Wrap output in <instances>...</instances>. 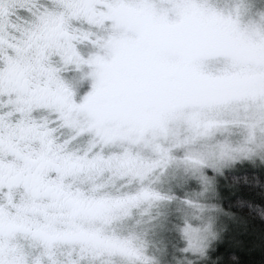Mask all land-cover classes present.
<instances>
[{
	"label": "snow or ice",
	"instance_id": "1",
	"mask_svg": "<svg viewBox=\"0 0 264 264\" xmlns=\"http://www.w3.org/2000/svg\"><path fill=\"white\" fill-rule=\"evenodd\" d=\"M256 252L264 0H0V264Z\"/></svg>",
	"mask_w": 264,
	"mask_h": 264
},
{
	"label": "trees",
	"instance_id": "2",
	"mask_svg": "<svg viewBox=\"0 0 264 264\" xmlns=\"http://www.w3.org/2000/svg\"><path fill=\"white\" fill-rule=\"evenodd\" d=\"M255 224H256L257 228L260 227V221L259 220L255 221ZM234 235L238 239H245V237L243 235H241L239 232L234 233ZM227 243L228 242L226 241L225 246H227ZM240 255H241V259L243 261V264H261V255L259 252H256L253 255H247L245 253H240Z\"/></svg>",
	"mask_w": 264,
	"mask_h": 264
}]
</instances>
